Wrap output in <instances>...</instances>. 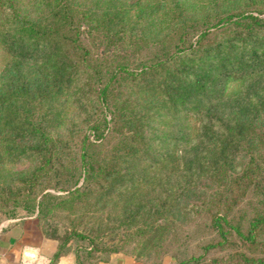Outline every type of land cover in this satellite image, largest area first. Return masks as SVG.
<instances>
[{
	"label": "trees",
	"instance_id": "trees-1",
	"mask_svg": "<svg viewBox=\"0 0 264 264\" xmlns=\"http://www.w3.org/2000/svg\"><path fill=\"white\" fill-rule=\"evenodd\" d=\"M0 45L11 57L0 71V160L36 159L0 185V202L35 213L58 242L54 259L109 256L93 255V238L69 249L39 224L63 208L96 218L102 236L116 232L102 243L111 254L160 241L176 264L219 249L214 264H264V0H0ZM230 79L248 82L226 97ZM68 99L78 120L61 134L53 124ZM182 114L199 119L193 140ZM202 181L211 187L183 206L182 228L181 197ZM198 224L210 238L180 257Z\"/></svg>",
	"mask_w": 264,
	"mask_h": 264
},
{
	"label": "rangeland",
	"instance_id": "rangeland-1",
	"mask_svg": "<svg viewBox=\"0 0 264 264\" xmlns=\"http://www.w3.org/2000/svg\"><path fill=\"white\" fill-rule=\"evenodd\" d=\"M11 57L8 53L3 49V47L0 45V71L10 62ZM248 81H242L237 79H230L227 81L225 85V91L224 95L226 97L231 96L235 92H238L244 84H246ZM57 108L59 109V118H58V124H53V128H55L56 131L59 133H65V129L69 128L72 123L76 122L78 120V113L74 107L73 102L71 103L70 100L61 101L59 105H57ZM158 131L162 129H168L169 125V119L164 118L161 121L157 122L155 121ZM178 123H180V126H182L185 129L186 136L188 140H193L195 138V135L200 127L199 119L192 114H182L181 117L178 119ZM259 125L263 124V120L258 122ZM242 160H237L238 163H240ZM36 162L35 156L27 152L25 155H19L14 158H11L9 160L3 158L0 160V185H6L7 183H11L12 180L10 178H14L17 175H20V173L24 174L26 173ZM13 185V184H12ZM197 190L194 192H191L189 194H185L181 197V200L179 202L180 210L178 212L179 219H184L182 221L181 227L184 228L187 223L189 222V217L183 215V206H185L187 203L199 200L202 197V194L205 190H207L211 185L208 182L202 181L201 185L199 186ZM48 191L52 194H60L58 191H53L51 189H48ZM118 204H113L109 210L111 213V216L113 214H118L119 208ZM110 206L108 205V208ZM14 211L16 214V217H28L26 215V212L21 209L20 207L14 205L11 201L7 202H0V224L2 222L13 220L9 218L6 213ZM106 208L103 209V212H100V215H105ZM34 217V221L37 224V219L35 218V213L32 215ZM184 217V218H183ZM78 218V217H77ZM81 218V217H79ZM78 220V221H77ZM73 219V216L71 215V212L67 209H56V211L53 213V215L45 220H39V224L44 226V224L47 223L49 227V231H53L55 236L59 239H66L67 240V248H73L74 246L77 247H87L90 246L88 243V239H95V242H97L99 245V251H94L93 255L95 257L104 258L107 255H110L113 252H108L107 250H103L102 243L109 245V243H115L117 239V233L115 232V238L112 239L109 235L102 236L100 232H97L96 230V218L83 216L81 219ZM38 225V224H37ZM39 227V225H38ZM40 228V227H39ZM72 231L76 232H82V234L85 236V238H78L74 235ZM105 232V231H103ZM179 235V233H178ZM67 237V238H66ZM209 234L206 232L204 226L202 225H192L190 230V238L187 240V250L185 248V252L183 251L180 257H189V255L197 256L201 253V245L208 241ZM172 241V240H169ZM168 240L162 241V244L167 247L169 251H172L174 243L170 244ZM108 243V244H107ZM160 241L155 242L151 244L149 247L144 248H132L133 244H124L122 247L126 249V251H130V255L126 256L128 258V261H130V264H176V260L171 256V253L168 252V254H162V249H159ZM226 255L225 250H209L208 252L203 253L200 256L199 262H202L203 264H214L212 262L213 259H219L220 257H223ZM191 264H194V262H191Z\"/></svg>",
	"mask_w": 264,
	"mask_h": 264
},
{
	"label": "crops",
	"instance_id": "crops-1",
	"mask_svg": "<svg viewBox=\"0 0 264 264\" xmlns=\"http://www.w3.org/2000/svg\"><path fill=\"white\" fill-rule=\"evenodd\" d=\"M58 249L55 239L46 237L34 217L13 219L0 224V264H130L122 254H111L105 259L78 261L73 250H66L54 259Z\"/></svg>",
	"mask_w": 264,
	"mask_h": 264
},
{
	"label": "built area",
	"instance_id": "built-area-1",
	"mask_svg": "<svg viewBox=\"0 0 264 264\" xmlns=\"http://www.w3.org/2000/svg\"><path fill=\"white\" fill-rule=\"evenodd\" d=\"M20 264H28V262L27 261H24V260H21L20 261Z\"/></svg>",
	"mask_w": 264,
	"mask_h": 264
}]
</instances>
